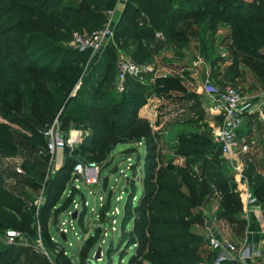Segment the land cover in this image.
Returning <instances> with one entry per match:
<instances>
[{"label": "trees", "instance_id": "obj_1", "mask_svg": "<svg viewBox=\"0 0 264 264\" xmlns=\"http://www.w3.org/2000/svg\"><path fill=\"white\" fill-rule=\"evenodd\" d=\"M117 1L0 0V116L22 127L32 139L46 134L57 117L63 129L61 136L65 138L71 125L79 127L89 122L92 129V134L86 136L80 146V152L66 156L45 192L47 205L51 207L46 217L44 207L41 209V234L48 236L49 249L53 252L58 247L64 248L57 213L61 205H57L55 189L72 182L78 163L93 162V154L108 141L111 127H115V144L140 142L146 148L142 193L137 195L136 183L130 181L132 191L128 192L123 209L120 248L123 245L134 248L127 264H205L206 254L207 258H212V264L215 252L208 247L207 237L195 234L192 228L202 222L203 217L197 211L209 203L215 191L221 194L220 216L237 224L239 229L244 228L245 222L240 218L243 201L236 191L234 176L210 132L200 127L197 131L180 129L176 138L172 134L173 154L185 157L184 164L166 160L161 153V136L149 120L140 115L152 92L141 85L140 78L131 76L126 80L125 91L117 92L118 63L121 52L135 63L145 64L151 63L170 44L180 49H188L195 40L208 44L209 34L216 37L224 25L228 27L226 37L230 41L232 61L225 77L242 76L239 55L259 62L255 63L256 68L247 66L262 75L264 0H127L116 22L113 41L107 44L88 72L86 65L92 52L79 51L71 45L66 47L62 43L64 34L74 28L87 33L102 28L107 12ZM158 33L164 41L157 38ZM212 41L214 47L215 40ZM216 61L211 59L213 64ZM95 69H98L96 73ZM93 74L98 76L93 78ZM80 82V90L73 94ZM105 84L113 89L111 93L103 90ZM173 86L184 89L172 77L158 79L152 89L165 91ZM75 102L78 104L72 105ZM6 105H13L14 110ZM191 121L204 122V118ZM16 134L10 126L0 123L2 151L18 153ZM132 150L127 148L129 154ZM25 168L30 173L28 166ZM136 168L133 166L134 170ZM4 173L0 171V232L14 229L38 238L33 201L5 183ZM246 173L253 195L264 204V173L252 161ZM72 198L66 203L70 204ZM134 198H138V202L134 203ZM50 219L54 229L59 228L60 240L52 239ZM130 222L132 228L128 229ZM80 224L84 226L83 222ZM42 239L44 242L43 236ZM18 244L0 241V264L19 263L18 254H10ZM94 244L92 238L81 247L83 260L90 257Z\"/></svg>", "mask_w": 264, "mask_h": 264}, {"label": "rangeland", "instance_id": "obj_2", "mask_svg": "<svg viewBox=\"0 0 264 264\" xmlns=\"http://www.w3.org/2000/svg\"><path fill=\"white\" fill-rule=\"evenodd\" d=\"M75 2L78 3V0H75ZM124 7L125 5L122 6L120 12L117 14L115 18L116 22L119 17H121L120 13L124 10ZM75 32L84 33L85 31L74 28L69 33H65L62 43L66 47L71 45L72 34ZM227 33L228 27L222 25L216 37L215 35L214 37L212 36L213 33L209 34V37H207V41L209 40L208 44L206 42L202 45L199 40H195L188 49H180L173 44L165 46V48L157 54V59L154 58L151 62L155 67V72L140 78L141 85L145 88H149L152 92L141 108L140 114L145 115V113H148L146 119L149 120L151 126L161 136V153L166 159L173 160V164L178 165L183 163L186 158L173 154L174 148L172 142L174 140L172 141V134L173 136L175 135L176 138L178 130L183 128H185V130L188 128V130L197 131L200 127L201 130L211 131L208 122L191 121V119L206 118L208 112H210L211 105L209 101H207L208 98L206 99V97H204L201 89L204 90L207 85L213 84L219 86V90H222L224 88L220 85L222 83L226 86L231 85L236 87L245 98L255 96L258 92L264 90V74H256L251 69L252 67L256 68L255 63H260L252 58L247 59V57L239 55L241 61L239 67L242 76L234 78V75L230 74L228 77H225L227 69L232 64L230 60L231 53H229L230 41H227ZM162 40H165V38ZM212 40H215L214 47ZM212 47L213 50L210 52ZM121 54L130 58L128 54L123 52H121ZM99 58L100 55L88 61L86 65L88 67V72L91 70V66H95ZM224 58H228L229 60L227 61ZM211 59L218 61L213 64L211 63ZM247 65L252 67L250 68ZM96 70L98 71V69L94 70L95 73L97 72ZM209 72L211 73L210 76ZM90 74L92 73H89V75ZM97 76V74L92 75L93 78ZM162 77H172L178 80L179 84L183 86L184 89L173 86L165 91H154L152 89L153 86L158 79ZM81 85L82 82L79 83L73 94L78 93ZM106 86L105 84L103 90H107V92L111 93L113 89ZM193 94L195 96H193ZM77 104L78 103L75 102L72 105ZM6 106L14 110L13 105ZM12 113L14 115V111ZM261 120L262 122L258 120L253 123L257 136L256 142L253 143V148L251 147L252 145H250V152L257 155V165H260L259 168L264 170V120ZM0 123L14 129L17 133L16 141L17 144H19L18 153L16 155L7 154L0 149V171L5 172L4 181L11 188H15L17 192L23 193L28 200L33 201L36 224L42 227L43 224L41 223L40 217L41 209L44 207V216L46 217L48 215L46 212L49 211L51 207V204L47 205L45 192L48 190L52 178L61 166H63L66 156H70L74 151L80 152L79 148L83 144L85 137L92 134L91 125L89 122H84L79 127L71 125L68 136L65 138L61 136L63 129L57 117L49 128V131H53L52 134L47 133L39 139H32L30 138L31 134L26 130L3 119L2 116H0ZM165 123H167L166 126ZM247 123L245 119L242 128L246 127ZM218 127L219 123H215L212 130L215 131ZM111 128L113 130H111L110 138L99 146L98 151L94 153L92 157V161L100 167L101 182L97 185L79 183L77 184L79 188L73 185L72 182H69V184L64 186L61 185V188L56 187L55 189V197L59 199L57 205H61L57 209V213H59L58 221L75 220L72 227L67 226L68 241L62 242L63 247L67 250L68 256H66V253H62V251L59 250L60 254H56L54 258L56 259L54 260L55 264H91L89 261L94 259L99 247H102L101 258L95 260L94 264H127L134 253L133 247L127 248L126 245H123L120 248L119 238H121L123 232L121 228L123 209L128 197V192L132 191V187L129 185L130 181L136 183L137 195L140 196L142 193V170L146 148L144 145L141 146L139 144L140 142H137L131 145V147H128L133 148L131 154H129L127 149H125V144H115L117 140L113 135L116 131H114L115 127ZM136 137L135 135V138ZM113 143L115 145H113ZM51 145L53 149L50 148ZM111 147H113L112 150L110 149ZM123 150L126 151L121 154ZM129 155H132V161L126 160L129 158ZM76 158H78V156ZM134 161H136V163H134ZM25 166H28L30 173H28L29 171ZM133 166H137V168L134 170ZM29 178H31V180ZM127 178H129V180ZM216 192L218 196L219 192ZM72 196V204L66 203V200L70 199ZM75 200L76 202H74ZM85 200L89 202V205L80 209V207L84 205ZM209 200V203L205 207L211 205L213 196H211ZM214 200H217V204L218 201H221L219 196L218 199L214 198ZM79 202H81V206L76 207ZM133 202H138V198H134ZM205 210H207L206 212L209 216L211 214V221H215V223L219 226L221 225L222 228L226 226V222L228 221L215 220L214 211H210L208 208ZM216 210L218 209L216 208ZM218 211L221 210L219 209ZM75 213H77L76 218H74ZM200 213L203 217V210L197 211V214ZM217 216L220 218L219 214H217ZM80 222H83L84 226L81 225ZM52 223L53 220L50 219L48 225L52 237L54 240H60L58 236L60 233L58 230L59 228L55 230ZM201 225H203L202 222H199L193 226L192 230L195 234H205ZM127 228H132V222L128 224ZM3 233L4 232H0L1 242L3 240ZM38 234V237L43 236L44 244L49 248L50 244L47 242L48 236L42 235L41 232ZM92 238L95 239V244L90 252V257H87V260H83L81 257V247L85 245L88 239L90 240ZM36 239L34 234L24 235L20 244L12 249L13 251L10 254H18V264H47L49 259L43 257V254L42 256L37 255L35 248L30 245L32 242L34 243ZM211 259L207 258L206 254L205 264H210L212 261Z\"/></svg>", "mask_w": 264, "mask_h": 264}, {"label": "built area", "instance_id": "obj_3", "mask_svg": "<svg viewBox=\"0 0 264 264\" xmlns=\"http://www.w3.org/2000/svg\"><path fill=\"white\" fill-rule=\"evenodd\" d=\"M127 0H118L116 6L107 12V21L105 25L91 33L75 32L71 39V47L79 51L90 50L92 52L91 59L101 55L107 44L113 41L114 28L116 25V16L120 12L122 6ZM157 36L164 39L158 33ZM155 72V67L151 63L138 64L132 59L121 55L118 63V74L115 82V89L117 92H123L126 89V80L129 76L134 78H141L144 75ZM207 95L210 103V113L218 118L219 127L212 133L213 142L218 145L221 150L222 157L226 160L227 167L234 176L237 188L236 191L241 194L244 203V213L248 216L250 213H264V204L261 203L252 193L250 189L249 179L247 176V168L249 162L252 161L250 156V145L248 142L240 138V130L244 124V120L249 121L251 115L258 112L262 114L264 109V99L260 101L246 99L234 86L227 85L222 90L219 86L209 84L202 89ZM264 95V93L262 94ZM52 134L53 131H48L46 134ZM141 145V143H140ZM53 149V146H50ZM100 167L95 162H88L87 164L78 163L75 166L72 183L77 188V184L85 183L87 185H97L101 182ZM76 202V200L74 201ZM79 202L77 206H81ZM89 202L85 200L84 205L80 207H87ZM75 221V220H74ZM73 219L69 221H61L59 224L60 231L65 232L68 240V228L72 227ZM39 233L41 227L38 226ZM208 247L215 252L212 264H231L232 261L245 262L252 256H260V252L251 254L248 247L238 246L227 239L221 238L217 235L211 227H207ZM1 238V237H0ZM24 235L22 232L9 229L3 233V242L8 245L20 243ZM53 239V238H52ZM54 240V239H53ZM31 245V244H30ZM32 246L35 251L47 257L50 263L55 264L53 254L58 253L59 250L67 254L64 248H56L55 252L47 248L43 242L42 237H38ZM264 264V260L262 263Z\"/></svg>", "mask_w": 264, "mask_h": 264}, {"label": "crops", "instance_id": "obj_4", "mask_svg": "<svg viewBox=\"0 0 264 264\" xmlns=\"http://www.w3.org/2000/svg\"><path fill=\"white\" fill-rule=\"evenodd\" d=\"M157 38L161 41H164L161 38H159L158 36H157ZM201 63H204V62H201ZM210 74L211 73L209 72V76H210ZM201 91H202V89H201ZM263 93H264V90H261L260 92L257 93V95L246 98V99L254 100V102L257 100L260 101V100L264 99V95H262ZM203 94H204V97H206V99H207V95L204 92H203ZM207 101H208V99H207ZM140 115L142 117L146 118V115H148V113H145V115L144 114H140ZM208 119H209V121H208ZM261 119L264 120V109L262 111V114L256 112L253 115H251L248 123L246 124V127L242 128L240 130V138L243 141L248 142L249 145H252L251 146L252 148L254 146L253 143L256 142L255 140H256V136H257V134L254 130L253 123H254V121H258V120L262 122ZM204 122H208V124L210 125L211 131H209V130H207V131H209L210 135L212 136V133L214 132L212 130V128L215 126V123H218V118H216L210 112H208V116L206 118H204ZM167 123H165V126L167 125ZM143 145L144 144L141 143V146H143ZM125 146H126L125 149H127L128 147H131V144L125 145ZM125 151L126 150H123L121 152V154H123ZM145 153H146V149H145ZM250 156L252 158V162L255 163L256 168L260 172L264 173V170H261L259 168L260 165L259 166L257 165L258 164V160L256 158L257 155L250 152ZM126 160L132 161L133 160L132 155H129V158H127ZM136 161H134V163ZM184 162L180 163L178 165H182V164H184ZM212 196H213V202L211 203V205L209 207H201L200 208V210H203V221H202L203 225H201V227L205 233V234L201 233L200 235L206 238L208 236L207 227H211L217 235H219L221 238H224V239H227L231 242H234L238 246L239 249L242 248L243 246H245V247L250 248L251 254H253L256 251L260 252V254H261L258 257L252 256V257L248 258L244 263L240 262V261H232L231 264H259V263H262V261L264 260V213H254L253 212V213L248 214V216H247L244 213V203H243V212L240 215V218L242 221L245 222V226L243 229H239L237 224H233L229 220L222 218L220 216V211H218L220 209V202L218 201V204H217L216 203L217 200H214V198L218 199V196H219V199H221V197H220L221 194L219 193V195L217 196V192L215 191V193H213ZM240 196H241V194H240ZM214 203H216V204H214ZM206 208H208L210 211H212V210L214 211L213 213L215 214L214 215L215 217L214 216L213 217L215 218V220H218V221L224 220L225 222L228 221V222H226V226L224 228H222V226L217 225L215 223V221H211V219H210L211 214H210V216H209V214H207V212H206L207 210H205ZM216 208L218 210H216ZM217 214H219L221 219L218 218Z\"/></svg>", "mask_w": 264, "mask_h": 264}, {"label": "water", "instance_id": "obj_5", "mask_svg": "<svg viewBox=\"0 0 264 264\" xmlns=\"http://www.w3.org/2000/svg\"><path fill=\"white\" fill-rule=\"evenodd\" d=\"M76 216H77V213L74 214V218H76ZM60 237L64 241L67 240V236H66L65 232H63V231L60 233ZM101 252H102V247H99L98 250H97V252H96V254H95L94 259L93 260H90L89 263L94 264V261L95 260L100 259L101 258Z\"/></svg>", "mask_w": 264, "mask_h": 264}]
</instances>
